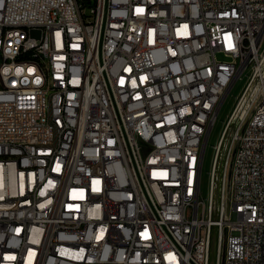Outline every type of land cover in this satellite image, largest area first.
I'll use <instances>...</instances> for the list:
<instances>
[{"label":"built area","instance_id":"built-area-1","mask_svg":"<svg viewBox=\"0 0 264 264\" xmlns=\"http://www.w3.org/2000/svg\"><path fill=\"white\" fill-rule=\"evenodd\" d=\"M263 41L264 0H0V264H264V80L202 195Z\"/></svg>","mask_w":264,"mask_h":264},{"label":"rangeland","instance_id":"rangeland-1","mask_svg":"<svg viewBox=\"0 0 264 264\" xmlns=\"http://www.w3.org/2000/svg\"><path fill=\"white\" fill-rule=\"evenodd\" d=\"M261 50H264V41L262 43ZM253 68H248L245 70L241 76L238 78L234 87L228 94L221 111L218 115L217 122L213 127L211 134L208 139V143L205 150V156L203 161V171H202V195L204 198H208L209 195V186H210V177L211 171L213 169V158L216 154V145L218 141L221 140L222 135L224 134L225 127L227 126V120L229 116L237 109L241 107L239 101L244 94L251 78L253 75ZM254 81H257L255 79ZM259 87V85H257ZM242 103V102H241ZM239 105V106H238Z\"/></svg>","mask_w":264,"mask_h":264},{"label":"bare ground","instance_id":"bare-ground-1","mask_svg":"<svg viewBox=\"0 0 264 264\" xmlns=\"http://www.w3.org/2000/svg\"><path fill=\"white\" fill-rule=\"evenodd\" d=\"M257 79V81H254ZM253 82L248 84L244 94L242 95L240 101L238 102L241 107H237V109L229 116L227 120V124L230 121V123H237L240 116L245 115V112L247 110V107L249 106V100L251 99V96H254L257 94L259 88L262 86L263 80H264V52L261 57L260 66L258 67V70H256V75ZM251 81V80H250ZM259 85V87H257ZM242 102V103H241ZM238 105V106H239ZM237 127L234 126V128L230 130L223 131L225 133L224 137H221V140L218 141L215 149L216 154L213 158V169L211 171V176L214 175L215 179H217L216 185H214L213 190L211 192V199H218L219 194H223V180H220V173L222 172V164L225 156L226 149L230 148L231 145V136L233 135V130ZM237 131V129H236ZM228 133V134H227ZM222 135V136H223ZM230 137V141H228V138ZM209 192H210V186H209Z\"/></svg>","mask_w":264,"mask_h":264}]
</instances>
